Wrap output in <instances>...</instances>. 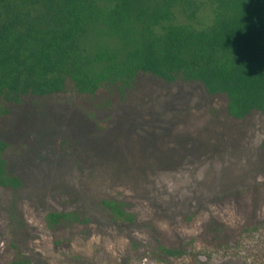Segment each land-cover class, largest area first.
Wrapping results in <instances>:
<instances>
[{
    "label": "rangeland",
    "instance_id": "obj_1",
    "mask_svg": "<svg viewBox=\"0 0 264 264\" xmlns=\"http://www.w3.org/2000/svg\"><path fill=\"white\" fill-rule=\"evenodd\" d=\"M2 106L7 171L22 186L0 187V264H264L261 113L233 119L224 94L147 74L122 92ZM51 211L88 223L51 230Z\"/></svg>",
    "mask_w": 264,
    "mask_h": 264
},
{
    "label": "trees",
    "instance_id": "obj_2",
    "mask_svg": "<svg viewBox=\"0 0 264 264\" xmlns=\"http://www.w3.org/2000/svg\"><path fill=\"white\" fill-rule=\"evenodd\" d=\"M141 74L224 94L233 119L264 116V0H0V116L4 103L27 96L122 92ZM7 148L0 140V187L17 190ZM101 206L113 219L134 221L121 203ZM45 222L52 230L88 219L51 211ZM25 263L18 256L13 264Z\"/></svg>",
    "mask_w": 264,
    "mask_h": 264
}]
</instances>
